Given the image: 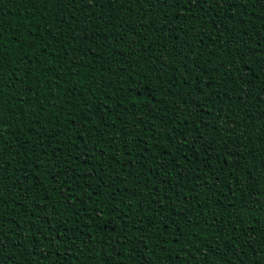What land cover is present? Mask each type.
I'll use <instances>...</instances> for the list:
<instances>
[{
    "label": "trees",
    "instance_id": "trees-1",
    "mask_svg": "<svg viewBox=\"0 0 264 264\" xmlns=\"http://www.w3.org/2000/svg\"><path fill=\"white\" fill-rule=\"evenodd\" d=\"M208 7V6H206ZM181 9L167 8L164 9L169 15H172L174 12L176 15H184V12ZM131 9L132 15L136 17L135 20L128 15V11ZM151 5H145L143 9L137 10V5L135 3L128 5L123 12H120L117 9V13H111L107 8L100 9L97 8L96 12L102 14L105 18L110 19L112 15H117V20H112L111 23H106L104 19L96 21V25L100 28V33H91L90 40L88 42L81 41L76 43L73 41L65 54L62 52V48L65 43L68 42V37L64 35L67 31V25L60 27V21L62 19L61 13L63 16L68 18V23H71V17L73 13H76L77 17H80L79 12H76V9L73 8L68 10L64 5H61L59 8L54 7L53 4H48L47 6L35 3L34 5L29 2V0H2L0 2V18L3 19L4 27V41L5 48L4 51L9 54V59L12 64V68L19 66L21 69H27V61L31 60L34 67L32 68V74L40 73V79L45 80V77L58 76L57 86L55 88L49 87L50 81L45 80L43 87H37L39 81H34L32 79L28 80V85L31 86L34 91L37 93L35 97L31 94H25L24 91H19L18 95L20 96V107L24 108L26 111L27 121H31L33 117L39 114L40 123L35 125V131L29 134L35 135L36 132L44 133L45 141L51 140L53 145L57 140L60 141L59 148L61 151H67V145L69 141L74 144L82 143L78 136L80 133H83L85 141L89 148H95V151H90V159L84 161H75L77 171L82 172L85 168H96L101 167L103 164L104 171L99 173L100 176H103V182H107L109 188L113 187V182L109 180V176L112 174V170L109 168L110 163L115 169H120V165L115 164L110 160V157L113 152V148L108 147V139L115 137L112 140V144L115 146H122L123 142L126 140V133L129 137H135L129 147L132 149L133 157L131 160V165H135V169L131 166L125 167L123 169V177H128L130 171H136V174L139 175L140 180L142 181L136 191L137 195L135 198L131 196L130 193L124 192L121 193L115 203L119 204L120 207H124V204H120V200H124L125 203L131 202L133 209H136L137 202L140 199H143L144 209L142 211H134L128 213V218L131 220L129 228H132L137 221L143 223L145 226L150 224V219L152 218L157 221L159 224L160 219L168 218V213L165 212L164 217H158L157 213L153 211V208H156L157 205L153 201L151 206H149V197L154 190L151 186L145 187V178L143 172L148 171V166L153 163L154 158L156 163H159L158 154L163 151L165 153L171 152L173 156L176 157L175 161L172 164L168 165L167 171L168 176L166 179L171 182L172 185L179 187L183 199H179L174 207L179 211L182 210V215H172L171 221L174 223L169 224L168 232L165 233L167 240L172 241L173 236L177 231H182V236L180 239L187 244L189 240L193 244H196L198 247L203 249L206 244L212 243L215 244L217 240L225 237L226 235H232L233 231L236 234L242 233L247 230L251 233V244L257 249L255 254V259L260 260L264 258V252H260L259 249L262 247L260 243L264 240V167H261V161L264 160V157H261L259 152H254L253 156L246 157L241 159V165L247 167L255 177V179H249L246 183L253 185L252 192L255 193L254 196H250L247 207H241V198L239 194H235V199H233V193H230L227 190L226 185L229 181L233 180V174L228 171L226 166L219 164L215 157L217 154L223 155L224 149L222 142L227 139L229 135L236 137L235 143L229 141L231 147H235V144L240 143V134L245 131V124L247 129L252 132L253 138L251 141L245 142V148L247 143H252L254 146L256 142L260 139L261 133L264 132V121L259 119V113L261 109H264V93H259L258 98L261 101L259 105L256 104L257 96L254 95L249 98L247 108H245L242 100L239 98V93L232 90L231 87L224 89L220 86L218 81H222L224 78L221 75L225 69H231L233 66L229 63H225L223 69L220 72L211 71L213 65H218L221 60H230V57L223 50H219L217 54L209 56V53L214 51V46L209 40L208 36H204V43H199V37L196 35V29L191 32H179V39H187L188 43L191 45L193 51L189 54V61L199 63L204 69L208 70L209 78L212 81V86L219 93L223 94L227 91L230 95L236 97L234 100L229 101L226 95H222L221 99L217 101V106L211 108L212 116L216 118V122L223 126V121L227 118V111L224 113L218 112V108L233 109L234 110V119L236 121L233 125L235 131L231 133H226L224 136H219L215 129L205 128L203 125H200V131L195 130L196 126L191 123H185L184 121H191L199 113L195 109V103H201L204 107L203 120L205 123L211 121L208 113V104L205 103V98L200 94L193 92L192 96L187 97L188 104L181 102L180 107H189L192 106L191 114L185 116L183 112L177 111L178 118V129L174 133V139L168 140L166 133L172 131L168 125H163V132H156L155 139H153L152 128L160 129L162 122L155 121L152 124L144 125L139 124L137 120V114L143 113L146 111L145 104L149 100L150 90H156L157 99H167L169 103L172 101L170 95H163L159 91L160 85L157 83L156 73L152 70L153 67H159L161 65L160 57L163 56L164 59L169 63V67L165 69L164 79H169L168 74L175 72L177 75H180L181 63H177L173 57L175 56V48L171 43L168 42L169 39H175L176 34L169 36L161 29L159 32L154 29L159 27V24L154 23V18L157 17L160 13V9L149 11ZM47 11L49 13L48 17H45L43 13ZM208 11L211 13V8H208ZM257 11L264 14V9H261L257 5ZM248 12L251 13L252 9L249 8ZM91 10L85 12V16L90 15ZM224 13L221 12L220 15ZM53 15L55 18H53ZM190 15H200L201 19L208 21L212 19L211 15L205 13H199L196 9H193V13ZM244 20H248L251 24V27H248L244 23ZM233 23V21H225L224 24H221L220 27L223 28L225 24ZM139 24H143V28L139 27ZM152 25L150 27L149 25ZM181 21L174 20V27H179ZM89 24L87 25L89 32H91L92 27L96 26ZM115 26V27H114ZM200 27V22H197V29ZM116 28L119 29V32H125L127 29L128 33H131V38L136 39L137 44L144 48L146 45H151L148 51L146 52H134L133 56L127 57V52L125 46L129 42V37L126 35L123 41L118 43L114 40L115 48L107 47L105 44L106 40L112 39L113 33L116 32ZM240 28L247 29L249 36L253 39L259 40L262 35H264V25L261 24V21L256 19L255 16H245L236 23L233 31H238ZM208 33L211 34L213 39H216V33L213 29H206ZM35 36L36 41L33 44L31 37ZM118 40V33H116ZM25 39L29 40L30 47L20 48L18 44L24 41ZM94 41V42H93ZM251 42V41H250ZM88 43L92 44V51H87ZM264 43V41H261ZM44 44H51V48L47 52L43 51L41 48ZM166 45V47L162 46ZM133 49L136 47L132 46ZM41 49L40 51H36ZM92 52L96 53V56L93 57ZM35 53V55H33ZM107 53H112L111 56H108ZM252 56L256 57L257 63L252 62ZM252 56H246L245 59L248 60L249 68L246 71H254L257 75L264 77V69L260 67V64L264 63V54L259 50L254 51ZM74 57H79V60H82L83 63L73 60ZM127 57V59H126ZM98 60H103V65L98 63ZM211 60V64L207 61ZM69 61H72L71 63ZM239 64L240 61L238 60ZM46 65H51L52 71L46 72L42 71ZM189 68L193 69V64L189 63ZM11 68L5 70V79H13L9 77L7 73L11 71ZM75 71L77 74L74 76L69 75V73ZM104 74L106 80L103 84V91L97 90L101 86L95 85L93 82ZM148 76H151L152 79H147ZM23 71L21 72V79H24ZM204 79L203 76H201ZM191 82V77L188 78ZM120 80H123L124 83L121 85ZM240 83V81H237ZM231 85V81H229ZM75 87L80 91H83L85 87H92V92L85 93L86 96H90L91 100L89 105L84 111H78L73 108V104L80 102L79 91L73 97H71L72 103L64 106V112L59 116V127H54L55 120L54 117L58 112L61 111L63 101L68 97L66 88ZM255 90H259V82H255ZM184 91H187L184 86H182ZM207 91V88L204 89ZM55 92V95H49L51 92ZM175 91V89L173 90ZM13 92L11 87L8 88V95L10 96ZM48 95L47 100L44 97ZM59 97L61 104H56V100ZM111 97V98H109ZM179 99V97H177ZM43 102L46 106V110L42 111L39 107V104ZM16 102H14L15 105ZM122 103L123 108L117 107L118 104ZM56 104V107L52 106ZM84 108L83 105H81ZM107 108H111L112 111H107ZM68 110H71L72 118L75 119V124H69V117L67 115ZM169 112V115H172L171 110L168 108L164 109ZM103 112L105 116V123L109 126L105 128V123H101L100 128L105 130V136L101 137L97 132L93 131V126L96 122L99 121V115ZM95 113V115H93ZM86 117L88 119L87 125L79 127V132L73 131L78 126L82 124V120ZM49 120H53V123H48ZM113 120H115V126L112 127ZM134 124L136 127L134 128ZM148 128V131H143L144 128ZM50 133H58L57 135H49ZM183 133V135H181ZM7 135V133H6ZM203 137L201 143H207L210 145L208 151L212 153V158L207 159L204 153L203 148L200 144H197L195 147V154L192 151V144L190 143L194 138ZM163 137V138H162ZM179 137V140L175 139ZM187 138L189 141L188 147L183 149V152L178 151L180 147L179 141H182ZM107 138V139H106ZM144 140H147L148 145H155L151 147L150 150H146L144 155L148 157L145 160L144 165L137 163L139 159H142L138 155L140 148H145ZM264 147V144L260 145ZM104 148H107V156L102 155ZM213 148L215 151H213ZM76 149L73 148V152ZM244 148L241 149L243 153ZM7 156V153H6ZM187 157V159H185ZM122 161L124 158L118 157ZM235 157H229V164L235 160ZM21 157L17 156L12 161V165L15 166ZM30 163V162H29ZM175 165H179L176 167ZM206 165H211L213 169L216 170L218 179H215L211 175L209 167ZM29 167V165H25ZM222 169V170H221ZM183 170L182 175L178 173ZM31 171V168H29ZM41 174V179L44 180L45 185L48 187L49 192L52 195V202L49 203L47 209H38L36 216L32 218V222L37 225L40 230L47 234L49 230V225L39 220L38 217L41 212H46L49 219L52 221L51 227L59 231L60 223L64 221H69V218L72 219L66 223L65 228L69 229V235L72 234L73 225L76 224V219L73 216V213L77 210L82 212L83 208L88 207L89 211L91 208L95 207L93 201L88 199V195L91 193V189H86L84 187H77L73 184V200L76 204V208H69L66 202L62 198V187L53 189L51 183H49L50 177L47 176L46 170L43 168V162L41 161V167L35 170ZM240 173L237 172L236 175ZM19 175V174H18ZM196 177H199L197 179ZM130 179V177H128ZM157 176L152 175L151 181H157ZM208 180H211L212 183L209 185ZM93 184L96 185V178L92 180ZM101 182V183H103ZM150 184V182H148ZM128 188H131L132 185L128 184ZM123 187V185H121ZM163 188V185H160ZM235 188V184L232 185ZM101 191L103 189L101 188ZM175 188L169 189V195L174 196ZM83 194V195H81ZM17 199H22L20 193L15 194ZM39 199V197H36ZM159 199V197H157ZM85 201L87 203L85 204ZM34 205H29V211ZM167 207V204H166ZM15 209V210H13ZM127 212V209H125ZM58 213V215H57ZM206 213V216L202 215ZM22 210L19 206L13 203L12 200H9V207L5 211V223L8 224V227H11L10 221L15 218L20 221L21 227H24V221L21 219ZM87 213H83L79 217L80 224V239H84L85 233L91 232L92 229L84 227L89 221L87 220ZM191 220V224H187L186 221ZM240 220H243V225H241ZM229 222V230L227 232L218 231L219 224L224 222ZM256 221H259L257 223ZM15 222V221H13ZM116 224H119L120 221H114ZM199 225V227L194 228V225ZM111 227V226H110ZM167 227V226H165ZM206 228V231H201V229ZM159 231V228H157ZM195 231L196 236L192 235ZM119 228L117 232H108L105 233L96 230V237L100 236H111L115 241L117 239L122 240L123 236L119 235ZM127 235L133 239V242L136 240V232L128 231ZM51 238V237H50ZM245 240L243 235L237 240V243H241ZM30 241L26 240V245ZM40 248L43 250L42 254L48 256V261L38 260L36 257H31V264H50V262L55 261L56 264H65L64 256L68 252H71L73 256L78 254V248L83 250L79 253L78 260H71V264H87L86 257L88 255L85 245H80L79 240H76L75 243L68 239L67 235L61 233L59 240V252L60 257L57 258L55 252L49 255L47 248V241H44L42 238L39 240ZM152 246L149 247L148 252L150 253L148 259L153 262V264H186L188 254L185 252H180V245L175 243H169L164 245V247L171 249V255L168 252L161 251L159 248H156L154 241L150 242ZM71 245V247H69ZM108 251L110 256L108 259L111 260V264H117L119 260V255L116 251H113V245H108ZM116 248H119L121 251L124 250V247L120 244L115 245ZM226 245L220 244L219 248L221 253L225 250ZM31 248H28V251H31ZM215 250V249H213ZM195 251V248L192 249ZM94 255V264H99L100 260L104 259L103 253L100 255ZM252 255V253H249ZM179 256V259H177ZM14 259H19L15 254ZM227 260L225 257H215L213 264H221L222 260ZM247 261V257L244 258ZM22 264V262H21ZM231 264H237V260L233 259Z\"/></svg>",
    "mask_w": 264,
    "mask_h": 264
},
{
    "label": "snow or ice",
    "instance_id": "snow-or-ice-1",
    "mask_svg": "<svg viewBox=\"0 0 264 264\" xmlns=\"http://www.w3.org/2000/svg\"><path fill=\"white\" fill-rule=\"evenodd\" d=\"M2 2V0H0ZM33 5L35 3H40L45 6L48 4H53L54 7L59 8L61 5H64L66 9L71 10L76 9V12H79L80 19L77 17L76 13L72 14L71 23H68V18L63 16L61 13L60 27L67 25V31L64 33L68 37V42L64 44L62 52L67 53L69 45L75 41L80 43L81 41L88 42L91 37V33H100V28L96 25V21L104 19L106 23H111L112 20H117V15H112L110 19L105 18L102 14L96 12L97 8L105 9L107 8L111 13H117V9L120 12H123L124 9L135 3L137 5V10L143 9L145 5H151L149 11L160 9V13L157 17L154 18V23L159 24V27L154 30L159 32L161 29L164 30L166 34L171 36L176 34V38L169 39L168 42L173 45L175 48V56L173 59L177 63H181L180 75H177L175 72L168 74L169 79L165 80V69L169 67V63L164 59L163 56L160 57L161 65L159 67H153V71L157 74L156 79L157 83L160 85L159 91L161 96L167 94L172 97L171 103L167 99H157L156 90H150L149 100L145 104L146 111L143 113L137 114V120L139 124L149 125L155 121L162 122L161 128L156 129L152 128L153 139H155L156 132H163V125H168L172 131L167 132L166 136L168 140L174 139V133L178 129V118L177 111L183 112L185 116L191 114L192 106L181 108L180 104H188L187 97L192 96L193 92L200 94L205 98V103L208 104V115L211 117V121L205 123L203 120L204 107L201 103H195L194 107L198 110V115L194 117L190 122L185 120V123H191L196 126L195 130L200 131V125H203L205 128H213L219 136H224L226 133L234 132L236 121L234 119V110L218 108V112L224 113L227 111V118L223 121V126L216 122V118L212 116L211 108L217 106V101L221 99L222 95H226L229 101L234 100L236 97L230 95L227 91L223 94L219 93L212 86V81L209 78V73L207 69H204L199 63L194 61H189V54L193 49L188 43L187 39H179V32H191L196 29V35L199 37V43H204V36L207 35L209 40H211L212 45L214 46V51L209 53V56L217 54L219 50H223L230 57V60H221L218 65H213L211 71L220 72L224 68L225 63L231 64L233 67L231 69H225L221 75L223 76L222 81H218L220 86L224 89L232 88L233 91L239 93V98L242 100L245 108H247L249 98L256 95L257 100L256 104L259 105L261 102L258 98L259 93H264V77L257 75L254 71H246L249 68L248 60L245 59L246 56H252L254 51L259 50L264 54V35L260 37L259 40L253 39L249 36L247 29L240 28L238 31H233L236 26V23L240 21L241 18L245 16H255L256 19L261 21V24L264 25V14L257 11V5L264 9V0H29ZM184 12V15H176L175 12L172 15H169L164 9L173 8L181 9ZM208 6V7H206ZM211 8V13H215L212 16L211 20L204 21L201 19L200 15H190L193 13V9H196L199 13H205L211 15L208 11V8ZM251 8L252 12L249 13L248 9ZM91 10V14L85 16V12ZM223 12V15L220 13ZM45 17L49 16V13L45 11L43 13ZM128 15L132 17L133 20L136 19L132 15L131 9L128 11ZM53 18L55 16L53 15ZM174 20L181 21L178 29L174 27ZM233 21V23L225 24L223 28L220 27L221 24H224L225 21ZM200 22V27L197 29V22ZM117 23L119 21L117 20ZM244 23L251 27V24L248 20H244ZM92 24L96 25L92 27L91 32L87 25ZM152 27V25H149ZM115 27V26H114ZM140 28H143V24H139ZM206 29H213L216 33V39H213L210 33ZM118 33V40L116 37ZM129 37V42L125 46L127 52V57L133 56L134 52H146L149 50L151 45H146L144 48H141L136 39L131 38V33L119 32V29L116 28V32L113 33L112 39L106 40L105 44L107 47L115 48L113 41L117 43L123 41L126 37ZM4 37V27L3 19L0 18V264H31V257H36L38 260L48 261V256L43 255V250L40 248L39 240L42 238L44 241H47V248L49 255L53 252L56 253L57 258L60 257L59 252V240L61 233L68 236L70 241L75 243L76 240H79L80 245L86 246V251L88 253L86 260L87 264H94V255L97 256L103 253L104 259L100 260L99 264H111V260L108 259L110 253L108 251V245H113V251H116L119 255V260L117 264H153L149 259L146 261L144 258L149 257L150 253L148 249L152 244L150 242L154 241L156 248H159L161 251L168 252L171 255V249L164 247L169 243H175L180 245V252H185L188 254L186 264H213L215 257H226L227 260H222L221 264H231L233 259L237 260V264H264V258L257 260L255 259V254L257 249L251 244V233L245 230L242 233L236 234L233 231L232 235H226L225 237L217 240L215 244L209 243L206 244L203 249L198 247L196 244H193L191 240L185 244L181 239L182 231H177L173 236L172 241L167 240L165 233L168 232L169 224L174 223L171 221L172 215H182V210H177L174 205L179 199L184 197L181 195L179 187H176L171 184L170 181L166 179L168 176V165L172 164L176 157L172 155L171 152L165 153L161 151L158 154L159 163H156L154 158L153 163L148 166V171L143 172L145 178V187L151 186L154 190L152 191L149 197V206H151L154 201L157 205L156 208H153V211L157 213L158 217H164L165 212L168 213V218L160 219L159 224L157 221L150 219V224L145 226L143 223L137 221L132 228H129L131 220L128 218V213L134 211H142L144 209L143 199H140L137 202L136 209H133L131 202L125 203L122 199L120 204H124V207H120L119 204L115 203L117 197L124 192L131 194L133 198L137 195V187L142 182L139 175L136 174V171H130L128 177H123V169L125 167L131 166L135 169V165H131V160L133 157L132 149L129 145L135 139V137H129L126 135V140L123 142L122 146H115L112 144V140L108 139V147L113 148L112 155L110 160L115 164L120 165V169H115L110 163L109 168L112 170V174L109 176V180L113 182V187L109 188L107 182H103V176H100L99 173L104 171L103 164L101 167L96 168H85L82 172L77 171L75 161L88 160L90 159L89 152L95 151V148H89L85 141L83 133H80L78 139L82 142L80 144H74L69 141L67 145V151H61L59 148L60 141L57 140L55 146L51 140L45 141L44 133L36 132L35 135L29 134L35 131V125L40 123L39 114L32 118L29 122L26 119V111L24 108L20 107V96L18 95L19 91H24L25 94H31L33 97L37 95L34 89L28 85V80L32 79L34 81H39L37 87H43L45 80H49V87L55 88L57 86L58 76L45 77V80L40 79V73L32 74V68L34 65L32 61H27V69H21L19 66L12 68L11 61L9 59V54L4 51L5 41ZM34 44L36 37L33 36L30 38ZM251 41V42H250ZM94 42V41H93ZM133 45L136 47L133 49ZM29 40L25 39L18 44V47L25 48L30 47ZM162 46L166 47V45ZM43 51L47 52L51 48V44H44L41 46ZM37 49L36 51H40ZM87 51H92V44L88 43ZM35 55V53H33ZM93 57L96 56L95 52H92ZM108 56H111L112 53H107ZM126 57V59H127ZM73 60L83 63L82 60H79V57H74ZM240 61L238 64L237 61ZM70 63L72 61H69ZM98 63L103 65V60H98ZM252 62L257 63L256 57L252 56ZM189 63L193 64V69L189 68ZM211 64V60L207 61ZM260 67L264 69V63L260 64ZM11 68L12 70L7 73L9 79H5V70ZM23 71L24 79H21V72ZM42 71L51 72V65H46L42 68ZM77 73L75 71L69 73V75L74 76ZM204 77V79L201 78ZM189 77H191V82H189ZM147 79H152L151 76H148ZM105 76L102 73L93 83L95 85L101 86L97 90L103 91V84L105 83ZM231 81V85L229 84ZM240 81V83H237ZM255 82H259L258 92L255 90ZM119 83L122 85L123 80H120ZM187 91H184V89ZM11 87L13 92L9 96L8 88ZM205 87L207 91H205ZM175 89V91H173ZM68 97L63 101L61 111L56 114L54 117L55 125L54 127H59V116L64 112V106L71 104V97L75 96L79 91L80 102L73 104V108L78 111H84L88 107L89 101L91 100L90 96H86L85 93L92 92V87H85L83 91L75 87L66 88ZM49 95H55V92H51ZM179 97V99H177ZM49 98L48 95L44 97L45 100ZM111 98V97H109ZM14 102L15 105H14ZM56 104H61L59 97L56 100ZM56 104L52 107L55 108ZM84 106V108L81 107ZM39 107L42 111L46 110V106L43 102L39 104ZM119 108H123V104L120 103L117 105ZM168 108L171 110L172 115H169L168 111L164 109ZM107 111H112L111 108H107ZM67 115L69 117V124H75L76 121L72 118L71 110H68ZM95 115V113H93ZM88 119L86 117L82 120V124L78 126L73 131L79 132V127L87 125ZM259 119L264 121V109H261L259 113ZM48 123H53V120H49ZM105 123L104 113L101 112L99 115V121L96 122L93 126V131L97 132L99 136H105V130L100 128V124ZM115 126V120L111 125ZM109 127L105 123V128ZM136 125L134 124V128ZM264 128V125H262ZM146 127L143 131H148ZM7 133V135H6ZM58 133H50L49 135H57ZM183 135V133H181ZM163 138V137H162ZM253 138L252 132L247 129L245 124V131L240 134V143L235 144V147H231L229 141L235 143L236 137L229 135L227 139L222 142L224 149L223 155L217 154L215 159L216 161L228 168V171L233 174V180L229 181L226 185L227 190L230 193H233V199H235V194H239L241 198V207H247L250 200V196H254L252 187L250 183H246L249 179H255L252 172L245 166L241 165V159L246 157L253 156L254 152H259L261 157H264V147L260 145L264 144V132L261 133L260 139L256 142L254 146L252 143H247L245 148V142L251 141ZM107 139V138H106ZM179 140V137H175ZM203 137L194 138L190 143L193 148L192 151L195 154V147L197 144L203 148L205 156L207 159L212 158V153L208 151L210 145L207 143H201ZM145 148H140L138 155L142 157L137 163L144 165L145 160L148 159L144 155L146 150H150L151 147L155 145H148L147 140H144ZM180 147L178 151L183 152L184 148L188 147L189 141L185 137L184 140L179 141ZM73 148L76 149L73 152ZM244 148L245 151L242 153L241 149ZM213 151L215 149L213 148ZM7 153V156H6ZM107 148H104L102 155L107 156ZM17 156L21 157V160L15 165H12L13 159ZM123 157L122 161L118 157ZM229 157H235L236 159L229 164ZM187 159V157H185ZM41 161L43 162V168L46 170V174L50 177L49 183L52 184L53 189L62 187L63 191L61 193L63 200L66 202L69 208H76V204L73 200V184L77 187H84L86 189H91V193L88 195V199L93 201L95 207L91 208L89 211L88 207L83 208L82 212L77 210L73 213V216L76 219V224L73 225L72 234L69 235V229L65 228V224L68 223L72 217L69 218V221H64L60 223L59 231L55 230L52 225L51 219L48 218L46 212H41L38 219L49 225L48 233H43L40 228L37 227L35 223L32 222V218L36 216L38 209H47L49 203L52 202V195L49 192L48 187L45 185L44 180L41 179V174L36 172V169L41 167ZM30 162V163H29ZM29 165V167H25ZM179 167V165H175ZM211 171L213 178L218 179L216 170L212 168L211 165H206ZM261 167H264V160L261 161ZM31 168V171H29ZM222 170V169H221ZM239 172V175L236 173ZM19 174V175H18ZM183 170H181L178 175H182ZM152 175L157 176V181L152 182ZM96 178V185L93 184L92 180ZM199 179V177H196ZM103 182V183H101ZM150 182V184L148 183ZM207 183L211 185L212 181L208 180ZM128 184H131L132 187L128 188ZM235 184V188L232 185ZM123 185V187H121ZM163 185V188L160 187ZM101 188L103 191H101ZM175 188L174 196H170L169 189ZM16 193L22 195V199H17ZM83 195V194H81ZM36 197H39L37 199ZM159 197V199H157ZM9 200H12L14 204L19 206L22 210L21 219L24 221V227H21L20 221L13 218L10 223L11 227H8V224L5 223V211L9 207ZM87 201H85V204ZM167 204V207H166ZM29 205H34L29 211ZM127 209V212L125 211ZM15 210V209H13ZM87 213V220L89 223L84 225L88 229H92L91 232L85 233L84 239H80V224L79 217ZM58 215V213H57ZM206 216V213H202ZM119 220L120 223L116 224L114 221ZM15 221V222H13ZM259 223V221H256ZM187 224H191V220L186 221ZM241 225H243V220H240ZM111 226V227H110ZM167 226V227H165ZM199 227V225H194V228ZM261 227H264L262 225ZM119 228V235L123 236V239L113 240L111 236H100L96 237V230L99 229L105 233L108 232H117ZM159 228V231H157ZM229 230V222H224L219 224L218 231L227 232ZM128 231L136 232L137 242H133V239L127 235ZM201 231H206V228L201 229ZM192 235L195 237L196 233L193 231ZM243 235L245 240L241 243H237V240L240 236ZM51 237V238H50ZM26 240L30 241L26 245ZM262 247L259 249L260 252H264V240L260 242ZM120 244L124 247V250L121 251L119 248H116L115 245ZM225 244V250L221 253L219 245ZM71 247V245H69ZM28 248H31V251H28ZM195 248V251L192 249ZM215 249V250H213ZM83 251L78 248V254L73 256L71 252H68L64 256L65 264H71V260H78L79 253ZM252 253V255H249ZM14 254L19 257V259H14ZM247 257V261H245ZM179 259V256H177ZM50 264H56L55 261L50 262Z\"/></svg>",
    "mask_w": 264,
    "mask_h": 264
}]
</instances>
